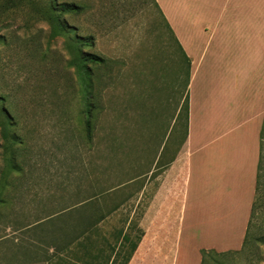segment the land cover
Instances as JSON below:
<instances>
[{"label":"rangeland","instance_id":"obj_1","mask_svg":"<svg viewBox=\"0 0 264 264\" xmlns=\"http://www.w3.org/2000/svg\"><path fill=\"white\" fill-rule=\"evenodd\" d=\"M51 1H16L0 15V35L5 37L0 44V95L6 97L5 106L17 124L11 131L23 138L22 145H14L13 161L23 175L17 173L19 168L10 176L14 184L22 185L15 208L23 209L24 219L32 221L101 194L96 200L110 206L129 198L132 206L142 199L139 215L154 211L153 215L179 219L184 168L162 171L160 162L154 176L150 173L162 154L166 159L175 144H186V110L181 108L188 65L166 28L163 8L159 4L162 14L156 0H55L83 6L80 14H66L65 21L77 35L89 38L85 51L105 60L94 67L89 87L88 78H80L73 64V44L55 36L44 19ZM166 1L176 23L182 22L183 9L186 28L196 18L199 3H205ZM87 103L92 105L91 118L84 112ZM4 151L0 128V179L7 161L11 162ZM262 192L264 196V178ZM151 203L156 209L150 211ZM4 219L0 236L7 223ZM231 227L230 217L217 219L212 231L205 223L204 241L228 235ZM191 235L184 234L178 264H202L203 250L219 252L202 248L200 261ZM176 236L174 232L171 239ZM167 243L173 245L172 240ZM5 246L0 244V264H18L9 260L12 247ZM19 257L20 263L28 262L23 254ZM209 263L264 264V199L244 250Z\"/></svg>","mask_w":264,"mask_h":264},{"label":"crops","instance_id":"obj_2","mask_svg":"<svg viewBox=\"0 0 264 264\" xmlns=\"http://www.w3.org/2000/svg\"><path fill=\"white\" fill-rule=\"evenodd\" d=\"M156 3L191 61L181 108L185 109L187 101L186 144H175L166 159L162 154L150 172L154 176L160 162L162 171L165 167L166 171L169 167L184 168L180 217L174 218L173 227L170 216L153 215L154 211L149 216L139 215L142 199L132 206L128 205L130 198L111 206L93 200L87 206L96 205L102 216L69 219L70 224L87 225L78 237L74 227L61 235L58 217L41 218L45 232H39V240H34L39 256L36 264H178L184 234L189 237V232L199 241L193 250L200 261L202 248L223 252L243 247L264 120V0H205L204 5L199 3L198 14L187 28L183 9L182 22L176 23L168 2ZM145 189L141 188L140 197ZM154 207L151 203L150 211ZM21 211L19 218L7 220L0 240L8 241L7 247L29 239L22 228L14 227V221L31 222ZM225 217L232 219L230 233L211 236L205 242L204 224L212 231L216 220ZM174 232L175 242L171 239ZM69 236L74 237L62 245ZM168 240L173 241L171 248Z\"/></svg>","mask_w":264,"mask_h":264},{"label":"trees","instance_id":"obj_3","mask_svg":"<svg viewBox=\"0 0 264 264\" xmlns=\"http://www.w3.org/2000/svg\"><path fill=\"white\" fill-rule=\"evenodd\" d=\"M22 2V0H2V3L0 4V15L4 14L5 12L8 11L9 6L13 4L14 2ZM9 3V4H8ZM157 8L160 11V8L158 4L155 2ZM83 11V6L78 4V3H57V1L52 0L45 12H44V19L50 24V26L53 28V31H55V36H64L68 42H71L72 47L75 50V57L73 64L76 66L77 73L79 74L80 78H88V86L91 87L94 82L95 74H94V67L103 65L105 63V60L100 57L99 55L88 53L85 51V47L90 45V41L88 37H83L77 35L73 31V27L68 24L65 21L64 16L66 14H73L77 15L80 14ZM161 13V11H160ZM166 28L171 34L173 40L177 44L178 48L180 49L182 53V57L184 61L188 65V76L190 74V66H191V61L189 57L186 55L184 52L181 44L177 40L176 36L173 33V30L170 28L169 24L166 22ZM75 29V28H74ZM73 33V35H72ZM66 40V41H67ZM5 42V37L0 35V44ZM6 97L3 95H0V128H1V133L2 137L5 141V151L4 153L7 154L11 159H9L11 162L9 163L7 161V164L2 170V175L0 179V221L8 220L11 216L13 217H18V215H21L22 211L21 209H16L15 208V203L18 198H20L21 194V189L22 185L14 184V180L10 179L11 174L15 171V169H19V164H14V158L16 159L17 156V150L14 148L15 144H23V141L20 136L16 135L11 131V128L15 127L17 124L13 123V117L10 115L9 110L5 106L6 102ZM85 113L86 115L88 114L89 118H91L92 114V105L90 103L85 104ZM185 109H187V101L185 104ZM87 125H88V130H91V121L90 119H87ZM89 137L91 136V133L89 132ZM13 145V146H12ZM7 157L6 159H8ZM21 171H18L17 173L19 176L23 175V170L20 168ZM263 178H264V120H263V125L261 129V134H260V154H259V162H258V171H257V180H256V186H255V195H254V200H253V205L251 209V215H250V220L248 223V228L245 236V240L243 243V247L241 250L238 251H233V252H223L219 253L214 250H203V258H202V264H210L209 261H214L216 257H223V256H230L233 254H238L244 250L246 247L248 237H249V232H250V227L253 221V218L257 212V210L262 206V201L264 199L262 188H263ZM20 180V179H18ZM101 194L94 195L90 198L83 199V201L77 202L75 205L67 207V208H62L57 210L55 213H50V215H47L45 218H48L50 216H56L59 218V222L57 224V228L59 230V233L62 234H68L71 232V227H74L73 232H76L75 234L78 233L77 237L80 236V234L84 233L86 230V224H70L69 219L72 217H85V216H93L98 213V209L96 205L90 204V206H87L88 202H91L93 200H96ZM94 203V202H93ZM90 209L91 212H88ZM19 218V217H18ZM44 218V217H43ZM42 218V219H43ZM40 219H36L31 222H24L21 224V222L14 221V227H20L25 231V234H29L28 236V241L25 242L24 244H19L17 246L11 245V252H12V259L13 260H18V264H25L24 262L20 263L21 257H19V254H23L24 257H27L28 259V264H36L38 262V246L34 240L38 237V233L41 232L43 234L45 232L44 226L42 223H40ZM41 224V227H40ZM79 227L76 228L75 227ZM5 232V230H4ZM5 235L0 236V240ZM63 237V236H62ZM74 236H69L67 237V240H63L62 245H68L69 244V239H71ZM76 237V238H77ZM8 241H0V244H3L4 246L7 245ZM7 247V246H5ZM8 250L10 248L8 247ZM210 257V258H208ZM208 258V259H207ZM16 264V263H15Z\"/></svg>","mask_w":264,"mask_h":264}]
</instances>
